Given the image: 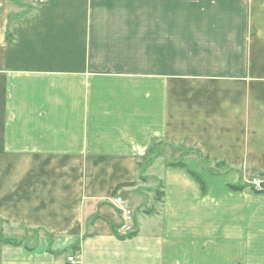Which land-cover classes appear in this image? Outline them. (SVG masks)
Here are the masks:
<instances>
[{"label": "crops", "instance_id": "crops-1", "mask_svg": "<svg viewBox=\"0 0 264 264\" xmlns=\"http://www.w3.org/2000/svg\"><path fill=\"white\" fill-rule=\"evenodd\" d=\"M175 140L228 169L189 157L205 190L166 165L146 193L142 157ZM251 140L264 150V0H0V222L28 235L0 264H248L264 194L229 185L243 161L264 171Z\"/></svg>", "mask_w": 264, "mask_h": 264}, {"label": "rangeland", "instance_id": "rangeland-1", "mask_svg": "<svg viewBox=\"0 0 264 264\" xmlns=\"http://www.w3.org/2000/svg\"><path fill=\"white\" fill-rule=\"evenodd\" d=\"M253 134L256 136L257 134H260V131L257 129H253ZM252 139H256L254 136H252ZM259 141H261V136L256 139ZM252 142V140H251ZM159 147L157 148L158 153L160 154L159 156L155 157L153 159L152 162H150V164L147 161H142L141 162V167L140 170L143 171L141 172V174H145L148 173V175L146 176V184L143 187V190L148 193V192H152L150 190H152L153 188H158L159 189V181L157 180V178H155V175H159L161 169L167 165L168 162L171 161H175V160H185V159H189V157H191L192 159H194L195 161H198L197 158L200 157L199 156L196 148L194 147V145L186 140H175V141H167V142H161L158 145ZM242 144H239L238 149L232 150L233 152H235L238 156L240 155L241 151H245V155H249L250 156V152L246 151V150H239L241 148ZM249 147V145H248ZM219 148H221V152H218V155H229L230 152V148L226 151H224V147L223 145L219 146ZM243 155V154H242ZM251 155L252 157L259 163L263 162L264 159V150L262 149V145L255 143L254 141L252 142V146H251ZM205 160V159H204ZM202 164H206L211 171L213 170L215 174H218V172H225L229 166L224 165L221 166L219 169H217V167H215V163L213 161H207ZM147 167L145 170H142L144 167ZM216 168V169H215ZM233 170L242 173L243 175L241 176L242 180L244 182H247L248 180L257 177L253 175V167L251 165H249L246 161H243V164L239 167H235L233 168ZM224 175V174H222ZM217 176V175H216ZM156 179V180H154ZM142 181V180H141ZM144 183V182H142ZM249 192L254 193L251 190H248ZM254 194H264V193H254ZM227 199L223 200V202H226ZM132 207V206H131ZM141 207H145L143 205H141ZM134 210V208H133ZM134 213H136V210H134ZM139 216H142V212L138 213ZM259 219L254 220V227H253V233L255 235L258 234V229L259 227H263V225L261 223H258ZM16 229V228H15ZM18 233L21 232V230L17 229ZM9 231V230H8ZM0 233H3V224L2 222H0ZM30 233V232H29ZM4 234V233H3ZM17 236H20V234H16V232L14 233ZM34 234V233H33ZM17 238H21V239H26L28 238V235H25L22 237V235L20 237ZM252 246H250L249 242H248V247L251 248V252L248 253V264H264V240L261 239H255L253 241H251ZM254 254V255H253ZM242 263V260H238L236 262V264H240Z\"/></svg>", "mask_w": 264, "mask_h": 264}, {"label": "trees", "instance_id": "trees-1", "mask_svg": "<svg viewBox=\"0 0 264 264\" xmlns=\"http://www.w3.org/2000/svg\"><path fill=\"white\" fill-rule=\"evenodd\" d=\"M7 36L9 37L10 34L9 35L7 34ZM161 142H167V141H158V142L154 143L153 145H151L148 148L146 154L142 157V159L144 161H147L150 164V162H152L155 157L159 156L160 154L158 153V151H157L158 149L157 148L159 147L158 145ZM197 152H198L199 156L201 155V158H202L200 160L201 163H204V161L205 162L212 161L207 155L202 154L198 150H197ZM141 165L142 164H139V167H141ZM167 165H169V166H180V167L187 168L190 171L191 175H193L199 181V183L202 185L203 190H205V183L203 182V180L195 172L191 171L187 167V165L184 163V161L182 159L168 162ZM224 165H227V163H225V162H219V161L218 162L217 161L215 162V167H217V169H219L221 166H224ZM205 167L210 172H213L214 173V171L213 170L211 171V169L206 164H205ZM146 168L147 167L145 166L142 170H145ZM141 172H143V171H141ZM252 173H253L254 176L264 177V171L253 169V172ZM141 179L144 180L145 178L143 176H141ZM121 186H123V185H120L119 187H121ZM229 187L232 190H236V191H241V190H244V189H248V190L253 191L254 193H264V188L261 189V190H257L252 185L248 184L247 182H244L243 180L241 182H239L238 184H236V185H229ZM156 193L159 194L160 197L163 195V191H160L159 189L156 190ZM0 241H3V242L10 241V242H13V243H21L22 242L21 239L10 238V237L5 236L3 233H0Z\"/></svg>", "mask_w": 264, "mask_h": 264}, {"label": "built area", "instance_id": "built-area-1", "mask_svg": "<svg viewBox=\"0 0 264 264\" xmlns=\"http://www.w3.org/2000/svg\"><path fill=\"white\" fill-rule=\"evenodd\" d=\"M46 0H38V2L43 3ZM248 184L252 185L255 189L261 190L264 188V177H254L247 181ZM112 204L116 208L119 216L120 223L118 225V230L122 235H129L135 231V213L133 208L126 202L123 196L116 194L111 199ZM70 264H81V261L68 257Z\"/></svg>", "mask_w": 264, "mask_h": 264}]
</instances>
